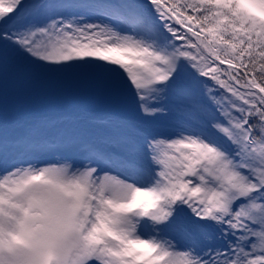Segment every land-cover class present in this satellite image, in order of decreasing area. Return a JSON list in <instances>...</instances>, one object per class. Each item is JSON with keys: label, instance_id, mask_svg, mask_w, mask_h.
Instances as JSON below:
<instances>
[{"label": "snow or ice", "instance_id": "1", "mask_svg": "<svg viewBox=\"0 0 264 264\" xmlns=\"http://www.w3.org/2000/svg\"><path fill=\"white\" fill-rule=\"evenodd\" d=\"M0 264H264V0H0Z\"/></svg>", "mask_w": 264, "mask_h": 264}, {"label": "trees", "instance_id": "2", "mask_svg": "<svg viewBox=\"0 0 264 264\" xmlns=\"http://www.w3.org/2000/svg\"><path fill=\"white\" fill-rule=\"evenodd\" d=\"M67 77V76H66ZM65 78H61L56 80L57 84L55 87V91L51 92V90L46 91V95L43 99H37V97L34 98V106L29 107L28 110L33 112H42L47 111L50 109L53 110H69L77 106L82 107H92L91 105H88L85 100H82L80 103L77 101H74L71 105V103H68L69 101H63V98L70 97L74 95V91L72 90V87L70 85H66V83L61 82L60 80H64ZM66 81V80H65ZM83 95L81 93H78L77 97L78 99L82 97Z\"/></svg>", "mask_w": 264, "mask_h": 264}, {"label": "rangeland", "instance_id": "3", "mask_svg": "<svg viewBox=\"0 0 264 264\" xmlns=\"http://www.w3.org/2000/svg\"><path fill=\"white\" fill-rule=\"evenodd\" d=\"M65 79L64 80H60L61 82H64L66 83V85H70L72 87V90L75 92L74 95L70 96V97H65L63 98V101H69L68 103H72L74 101H77L78 103H80L82 100H85L86 103L88 105H91L92 107H100V106H103V101L99 100L97 97H95L89 90H87L86 88L80 86L79 84L76 83V80L73 76L69 75L67 77H64ZM66 80V81H65ZM56 84H57V81H50V82H46V83H43V84H40V85H36V86H33V85H28L27 87L29 89L35 87L36 89V96L37 99H43L44 96L46 95V91L47 90H51V92H54L55 91V87H56ZM78 93H81L83 96L80 97L78 99L77 95ZM34 102L32 101L31 104H29V107H32L34 106L33 105ZM50 110H53V109H50Z\"/></svg>", "mask_w": 264, "mask_h": 264}]
</instances>
